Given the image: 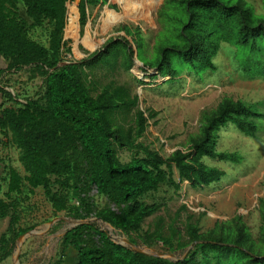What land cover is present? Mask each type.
<instances>
[{
	"label": "trees",
	"instance_id": "16d2710c",
	"mask_svg": "<svg viewBox=\"0 0 264 264\" xmlns=\"http://www.w3.org/2000/svg\"><path fill=\"white\" fill-rule=\"evenodd\" d=\"M67 1L0 0V55L7 61L6 70H26L29 79L42 78L38 93L24 103H18L0 86L4 97L19 104L0 103V132L19 150L25 170L22 174L9 164L4 195L0 188V220L10 217L0 235V263L12 255L17 240L32 228L22 225L20 202L13 197L28 183L32 192L43 188L56 213L66 211L76 219L96 215L125 234H138L148 245L161 242L171 251L193 246L181 260L146 255L117 243L93 223H80L64 233L58 257L51 264H66L69 248L76 251V264H232L239 253L246 257L245 264H264V198L257 239L241 215L217 221L207 231H202L190 215L185 234L174 222L166 232L164 218L159 216L154 228L140 235L145 219L167 206L166 201L149 202L148 198L164 186L178 193L184 181L192 187L220 181L226 171L207 164L205 157L241 161L235 152L217 150L220 128L232 122L242 133L255 136L259 126L253 117L261 113L253 103L224 96L215 108L202 111L198 132L189 136L186 149L163 156L139 141L156 112L151 110L148 117L137 108L132 114L138 95L114 80L100 85L94 77L98 67H108L109 71L119 65L132 68L134 50L127 39H110L88 57L60 64L67 60L65 53H71L64 40ZM107 2L80 0V23L86 24L89 7ZM21 4L31 21L20 13ZM159 18L173 31L159 36V55L145 63L158 68L163 76L173 78L177 72L172 63L174 53L200 72L216 70L213 58L223 42L252 52L264 47V17L256 15L247 0H164ZM38 29L44 39L37 38ZM122 29L133 33L128 26ZM139 48L137 42V53ZM261 59L262 69L255 73L264 76V55ZM119 148L132 152L129 160L121 159ZM3 163L0 156V172ZM94 187L107 198L102 207L91 196Z\"/></svg>",
	"mask_w": 264,
	"mask_h": 264
},
{
	"label": "rangeland",
	"instance_id": "374dc122",
	"mask_svg": "<svg viewBox=\"0 0 264 264\" xmlns=\"http://www.w3.org/2000/svg\"><path fill=\"white\" fill-rule=\"evenodd\" d=\"M79 1H67L68 18L64 40L71 47V53H65L67 60L63 62L88 57L110 39H127L129 47L134 50L132 68L127 70L119 65L115 71H109L108 67H98L94 71V77L100 85L114 80L118 84L127 85L132 95H138V104L132 114L137 108L144 110L148 117L151 110L156 112L155 117L149 119L148 128L139 141L150 145L163 156L166 157L179 148L186 149L189 136L198 132L202 111L215 108L224 96L253 103L254 108L262 115L253 117L259 126L255 136L242 133L232 122L220 128L217 150L235 152L241 156L239 163L204 158L207 164L226 171L220 181L203 187H192L188 181H184L178 193L164 186L151 195L149 202L166 201L167 206L145 219L140 235L150 227L153 229L159 216L164 218L166 232L169 224L174 222L185 234L190 215L194 216L193 221L199 222L202 231L211 229L217 221L241 215L253 237L259 238L263 224L260 204L264 198V76L255 72L262 69L260 59L264 55V47L252 52L247 47L223 42L213 58L216 70L205 69L200 72L193 71L189 64L174 53L172 63L177 72L171 78L168 75L163 76L158 68L145 63L159 55V36L164 37L173 31L170 26H166L167 22L162 23L159 18V9L164 0H108L103 6L88 8L85 25L80 23ZM247 2L256 15L264 17V0ZM20 13L28 18L23 4L20 5ZM103 17H112L116 22L107 26ZM28 20L31 21L30 18ZM122 26L130 27L133 33L126 34ZM41 34L43 32L38 29L37 38L44 39ZM137 42L140 47L138 53ZM6 67L7 61L0 55V86L10 91L18 103H24L27 98L38 93L42 84L41 77L29 79L28 71L6 70ZM8 99L0 93V103L19 106ZM132 116H129V121ZM118 151L124 161L129 160L132 155L125 148H119ZM0 156L4 158L0 172V188L4 195L8 186L7 166L12 165L22 174H25V170L19 160V150L2 132ZM91 196L98 207L107 204V198L99 195L95 187ZM13 197L20 202L22 225L32 228L17 240L12 255L0 264H51L58 257L64 233L80 224V220L93 223L118 243L172 260L184 258L191 246L171 251L161 242L148 245L138 234H125L96 215L87 219H76L66 211L56 213L43 188L38 187L32 192L28 183L23 185L22 193H14ZM78 203L79 201H75L76 205ZM182 205L186 207L182 209ZM9 220L10 217L0 220V235L7 229ZM126 240L133 244H128ZM233 259L232 264H245L246 257L239 253ZM65 263H77L74 249L67 250Z\"/></svg>",
	"mask_w": 264,
	"mask_h": 264
},
{
	"label": "water",
	"instance_id": "95a60500",
	"mask_svg": "<svg viewBox=\"0 0 264 264\" xmlns=\"http://www.w3.org/2000/svg\"><path fill=\"white\" fill-rule=\"evenodd\" d=\"M69 61H65V62H61L60 64H64V63H68ZM100 219V218H99ZM105 222V221H104ZM79 223H89L88 221H85V220H80L79 221ZM107 223V222H106ZM26 234V233H25ZM109 235V234H108ZM110 236V235H109ZM126 242L128 243V244H133L131 241H129V240H126ZM118 243V242H117ZM119 244H121V245H124V246H126V244H124V243H119ZM194 245V244H193ZM128 247V246H127ZM193 246L191 245L190 246V248L188 249V251H187V253L190 251V249L192 248ZM131 249H133V250H135V251H137V252H140V253H143V254H146V255H151L150 253H148V252H146V251H143V250H141L140 248H131ZM152 256H156V255H152ZM160 257H163V256H160ZM183 259V258H182ZM178 260H181V259H178Z\"/></svg>",
	"mask_w": 264,
	"mask_h": 264
},
{
	"label": "bare ground",
	"instance_id": "6f19581e",
	"mask_svg": "<svg viewBox=\"0 0 264 264\" xmlns=\"http://www.w3.org/2000/svg\"><path fill=\"white\" fill-rule=\"evenodd\" d=\"M129 7L131 6V5H129V4H127ZM103 21L107 24V26H109V25H112L113 23H115L116 22V20H113L112 19V17H103ZM89 41V40H88ZM91 41V40H90ZM90 43V42H89Z\"/></svg>",
	"mask_w": 264,
	"mask_h": 264
},
{
	"label": "crops",
	"instance_id": "0c3cea01",
	"mask_svg": "<svg viewBox=\"0 0 264 264\" xmlns=\"http://www.w3.org/2000/svg\"><path fill=\"white\" fill-rule=\"evenodd\" d=\"M80 2V1H79ZM79 9V8H78ZM80 13V12H79ZM68 18V17H67Z\"/></svg>",
	"mask_w": 264,
	"mask_h": 264
}]
</instances>
